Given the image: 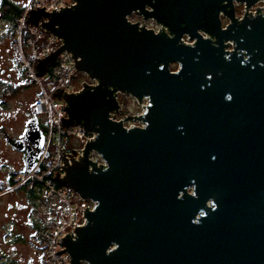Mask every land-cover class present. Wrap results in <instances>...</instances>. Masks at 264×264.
Masks as SVG:
<instances>
[{
  "label": "water",
  "instance_id": "95a60500",
  "mask_svg": "<svg viewBox=\"0 0 264 264\" xmlns=\"http://www.w3.org/2000/svg\"><path fill=\"white\" fill-rule=\"evenodd\" d=\"M232 6L74 0L29 11L28 24L62 41L37 60L38 77L65 49L96 80L54 93L66 103L63 126L95 132L83 149L61 153L65 174L56 175L94 203L74 237L61 238L70 264H264V13L237 21ZM133 12L168 33L130 21ZM219 12L230 19L223 28ZM118 93L145 99L142 113L113 119ZM129 118L140 124L125 126ZM26 132L40 149L30 170L44 141L36 117Z\"/></svg>",
  "mask_w": 264,
  "mask_h": 264
},
{
  "label": "built area",
  "instance_id": "2783aa9c",
  "mask_svg": "<svg viewBox=\"0 0 264 264\" xmlns=\"http://www.w3.org/2000/svg\"><path fill=\"white\" fill-rule=\"evenodd\" d=\"M73 3L74 0H28L22 13L14 18L13 24V31L17 33L15 47L19 55V66L23 69L24 78L33 82L38 89L37 96L32 103L33 114L38 119V123L45 125V129L42 130L44 141L41 154L36 159L32 170L27 173V176L39 186L40 210L44 212L38 232L41 264H70L68 252H60L64 250V245L60 244L61 238L65 234L74 237V230L85 223L84 208L93 209L94 204L91 200L90 205L81 204L79 200L88 199H79L78 196H75L76 194L73 195L70 188L60 185L56 181V175L59 172L65 174L62 164H65L66 160L61 153L83 149L86 141L95 137V132L87 131L80 124L63 126V117L65 119L68 117L63 107L66 103L64 100L58 99L54 93L60 87L67 93H76L82 89L83 82L95 85L96 80L89 79L90 83L78 79L77 82H74L78 71L75 68L72 53L65 49L56 56L47 71L38 77L36 74L37 60L57 49L62 41L47 32H44V39L40 40L43 31L26 22L29 11L37 6L50 12L52 9L58 10L59 7H69ZM138 22L139 25H144L142 22ZM24 29L30 33L25 44L22 42ZM185 37L188 40L187 34ZM116 115L114 114L112 118L118 120ZM89 157L91 160L97 161L99 165L105 164L101 156L94 150L90 151Z\"/></svg>",
  "mask_w": 264,
  "mask_h": 264
},
{
  "label": "flooded vegetation",
  "instance_id": "af4514ba",
  "mask_svg": "<svg viewBox=\"0 0 264 264\" xmlns=\"http://www.w3.org/2000/svg\"><path fill=\"white\" fill-rule=\"evenodd\" d=\"M11 4L22 6L25 2L1 0L0 19L8 21L5 13ZM133 13L139 15L140 19L136 21L144 24L150 20L156 24L146 25L147 28L168 33L166 26L157 24L153 19L145 20L137 12ZM257 13H264V0H258L249 8L244 1L233 0L232 15L237 21L246 14ZM219 19L222 28L230 22L222 12H219ZM185 34H182L180 41L192 44L194 39L186 40ZM228 43L226 50L232 51L234 44L232 41ZM10 91L9 94L0 91V264H40V190L27 176L34 167L28 170V161L40 150L36 146V139L26 132L28 121L34 114L20 117L10 102L14 87Z\"/></svg>",
  "mask_w": 264,
  "mask_h": 264
},
{
  "label": "rangeland",
  "instance_id": "374dc122",
  "mask_svg": "<svg viewBox=\"0 0 264 264\" xmlns=\"http://www.w3.org/2000/svg\"><path fill=\"white\" fill-rule=\"evenodd\" d=\"M15 1H18L20 3L25 2L26 4L28 0H15ZM138 18L139 15L135 13H132L128 16V19L132 22H135ZM144 24L146 26V25H154L155 23H152V21L150 20H146V23ZM15 36L17 39V33L13 31V27L11 23L4 19H0V91L9 94L11 92L10 89L14 87L15 91L11 94L12 97L10 98L12 108L15 109L21 115L20 117L26 118L33 113L32 103L37 96L38 89L33 82L25 79L23 76V69L19 66V62H18L19 55L17 52V48L15 47V40H16ZM43 39L44 36L42 35V38H40V40ZM176 68H177V63L172 62L170 64V69L174 70ZM78 79L81 81L84 80L91 83L87 75L83 72L78 71L77 78L74 79V82H77ZM118 101L121 106V110H119V112H112L114 114H117L116 115L118 117L117 119H122L125 115L128 114L142 113L144 109V105L146 104L145 99H143L141 102H138L132 96L121 93H118ZM5 113L6 111L4 112V114ZM123 124L125 126L139 125L140 122L132 118H129L123 120ZM75 194L76 193L73 192V195ZM75 196L78 195L76 194ZM79 202L84 205L91 204L90 200H85V201L79 200ZM43 215L44 212L40 211V216ZM41 263H42V259L40 258V264Z\"/></svg>",
  "mask_w": 264,
  "mask_h": 264
},
{
  "label": "trees",
  "instance_id": "16d2710c",
  "mask_svg": "<svg viewBox=\"0 0 264 264\" xmlns=\"http://www.w3.org/2000/svg\"><path fill=\"white\" fill-rule=\"evenodd\" d=\"M25 4H23L22 6H16L14 4H11L9 8H7V11L5 13V18L11 23L12 27L14 24V18L19 16L24 8ZM29 31L27 29L23 30V36H22V40L25 44L26 38L29 35ZM42 35L45 36L44 32H42ZM39 127L44 130L45 129V125L42 123H39Z\"/></svg>",
  "mask_w": 264,
  "mask_h": 264
},
{
  "label": "bare ground",
  "instance_id": "6f19581e",
  "mask_svg": "<svg viewBox=\"0 0 264 264\" xmlns=\"http://www.w3.org/2000/svg\"><path fill=\"white\" fill-rule=\"evenodd\" d=\"M82 126V125H81ZM83 127V126H82Z\"/></svg>",
  "mask_w": 264,
  "mask_h": 264
}]
</instances>
